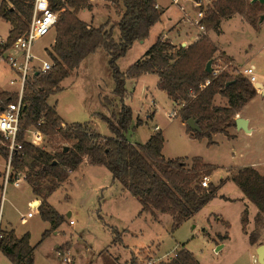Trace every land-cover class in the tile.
<instances>
[{"label":"trees","instance_id":"16d2710c","mask_svg":"<svg viewBox=\"0 0 264 264\" xmlns=\"http://www.w3.org/2000/svg\"><path fill=\"white\" fill-rule=\"evenodd\" d=\"M49 1L55 10L65 8L58 16L55 43L48 51L55 66L49 71L35 73L26 82L17 137L22 148L14 152L12 159L16 172L28 168L24 172L25 180L33 192L42 197L38 206L41 217L53 224L50 230L44 232L43 239L65 221V216L50 204L49 196L85 158L90 164L104 165L111 171L114 179L139 200L142 205L140 214L148 212L156 218L158 213L170 214L172 228L177 229L218 195L219 186L210 183L204 187L199 181L202 175H211L216 166L205 163L202 157L192 158L189 167L186 158L166 159L163 154L165 139L160 129L146 143H132L125 135L133 121V109L124 102L127 79L145 73L157 74L158 87L175 102L174 109L177 108L181 120L186 123L194 118L199 124L200 131L197 132L186 124L187 132L197 139L207 138L210 144L214 142L215 133L223 132L231 137L228 128L236 126L237 114L258 94L257 88L243 75L218 72L213 66L211 72L206 70L208 61L213 60L218 51L217 45L206 34L200 35L188 46L179 47L159 38L144 57L122 71L118 61L135 41L147 39L151 28L161 19L157 0H108L122 8L118 23L119 41L114 38V27L107 29L109 21L96 27L79 17L82 9H92L88 0ZM34 2L1 1L0 17L11 24L4 48L11 47L27 31ZM262 13L264 5L259 1L213 0L200 25L219 32L223 18L240 14L256 27ZM99 48L105 49L109 55V67L115 81L113 98H104V105L112 109V117L101 113L112 132L109 136L102 135L87 122L65 123L56 108L48 103L49 96L60 90V83L70 72ZM217 96L226 98L227 104H216ZM17 98V93L0 92L1 106ZM118 101L120 109L116 111L114 107L118 106ZM41 120L43 122L39 128L43 133L55 141L60 139L67 143L50 151L28 141L27 130L37 126ZM141 124L142 121L138 120L136 125ZM0 154L8 158L9 148L0 145ZM231 180L258 207L255 217L257 228L249 232L250 241L256 243L260 228L264 226V174L253 166H243L231 175ZM249 221V210L246 208L242 214V225L246 232ZM226 224L229 227L230 224ZM119 234L115 235L114 242L121 238ZM220 238L227 239L228 233L220 235ZM34 250L28 232L18 237L13 230H0V251L13 264H34ZM119 264L139 263L133 256ZM159 264L201 262L183 244L175 250L173 257Z\"/></svg>","mask_w":264,"mask_h":264},{"label":"rangeland","instance_id":"374dc122","mask_svg":"<svg viewBox=\"0 0 264 264\" xmlns=\"http://www.w3.org/2000/svg\"><path fill=\"white\" fill-rule=\"evenodd\" d=\"M88 1L93 10L86 8L84 12H79L80 18L88 22L93 21L95 26L109 20L110 27H114V38L119 41L118 23L122 8L112 5L108 0ZM159 1L169 6L163 19L165 24L159 22L150 31L144 43L135 41L127 54L118 61L122 71L138 61L145 50L155 42L159 32L167 28L168 16L175 19L180 15L179 5L171 3V0ZM184 1L181 0L179 4ZM188 1V8L195 10L197 19L200 9L207 10L213 2L200 0L202 5L198 6L195 0ZM63 10L65 8L60 9L59 14ZM9 27L10 24L0 17V38L7 37ZM220 31L222 32L218 33L215 29L202 30L212 41L220 42L222 48L233 55L234 59L225 52H216L212 61L213 68L218 72L228 71L244 76L242 70L253 65L258 82L264 83V23L257 28L235 16L225 19ZM55 34L56 27L33 45L34 53L40 59L51 60L54 66L55 62L48 51L52 49ZM15 79L17 81L12 84L11 80ZM157 81L158 76L154 73L144 74L137 80L127 79L128 94L124 102L133 109V121L125 135L131 142L146 143L155 125L159 124L165 137L164 153L167 157L186 158L188 167L192 165L191 160L194 157H202L209 164L217 165L211 175L204 174L200 177V183L204 176H209L210 183H219L222 177H226L228 169L239 166L256 164V167L264 172V127L260 131L243 133L235 138L218 132L213 135L214 142L211 144L207 138H194L178 117H169L175 106L167 93L158 87ZM114 87L109 55L105 49L99 48L70 72L60 83V90L49 96L48 103L67 121L92 123L99 133L109 136L112 132L102 119L101 113L112 117V109L104 105V98H113ZM19 88L17 74L8 63L0 62V92L17 93ZM215 103L226 105L227 99L217 96ZM115 109H120V101ZM247 112L258 116L259 121L264 123V103L260 102V99L250 102ZM139 115L144 122L135 128L133 124ZM150 115L153 116L149 117ZM230 131H233L232 128L228 132ZM45 136L44 147L49 150L60 148L59 145L67 143L60 139L55 141L50 135ZM7 144V141L0 139V145L8 147ZM6 160L7 158L0 154V170L5 169ZM83 168L82 165L80 171L73 174L71 184L61 185L49 197V202L65 215L66 220L59 228L58 234L52 231L44 239L43 234L50 224L30 205V200L35 197L30 185L25 180H22L19 187L9 183L4 199L0 186L3 227L11 225L20 235L26 231L30 232L31 244L36 247L34 264H61L62 257L58 256L57 249L69 251V243L59 247L66 241L71 242V254L75 258L73 264H119L133 257L132 250L138 252L139 264H159L173 257L175 250L183 244L194 253L201 264H261L257 259L254 261L258 253L248 251L249 242L243 235L241 223L244 204L235 200L242 191L233 181L222 185L218 195L203 207L193 220L185 221L173 230L170 214L158 213V219L154 220L151 213L139 215L141 203L136 197L120 198L118 185L113 183V175L106 166H92L88 171H82ZM3 176L4 173L1 185ZM28 212L35 213V216L28 217L27 221L23 222L21 218ZM219 217L220 220L224 218L229 221V227L224 226V221L215 224L214 221ZM71 219L74 224L69 223ZM117 231L122 235V242H114ZM218 231H226L231 237L222 249H219L222 243L216 234ZM0 264L13 263L0 251Z\"/></svg>","mask_w":264,"mask_h":264},{"label":"built area","instance_id":"2783aa9c","mask_svg":"<svg viewBox=\"0 0 264 264\" xmlns=\"http://www.w3.org/2000/svg\"><path fill=\"white\" fill-rule=\"evenodd\" d=\"M181 0H173V2L179 4ZM195 4L201 6L200 0H195ZM206 10L200 9L198 12L199 18L205 16ZM59 16V10H55L49 0H35L32 17L28 23L27 31L17 38L15 43L9 47L4 48L7 39L0 38V62H6L17 74L20 81V88L17 90L18 98L14 101H9L0 109V139L8 142L9 154L7 158V164L3 176V190L2 198L4 199L6 189L9 183H13L14 186L19 187L21 181L25 178V174L22 171H15L12 166L13 154L15 151L22 148L17 140L19 132L20 117L23 109V95L26 82L35 74L49 71L53 68L54 64L51 60L40 59L33 51L34 43L52 32L57 24ZM200 20L197 21L200 24ZM201 27H203L201 25ZM204 28V27H203ZM244 76L255 85L258 80L255 74V67L253 65L247 66L242 70ZM17 80H11L14 84ZM177 115V110L173 109L169 113V117ZM43 122L41 120L37 126L29 128L26 132L30 136L28 141L36 146L44 147L46 141L45 133L41 131L39 125ZM65 127L66 124H63ZM202 186L208 187L210 184L209 176H204L202 180ZM2 213V204H0V219ZM33 212H29L27 215L22 216V221L25 222L28 217H31ZM74 220H70V224H73ZM58 255L62 257L61 264H72L73 259L70 252L66 249H59ZM25 264V263H22Z\"/></svg>","mask_w":264,"mask_h":264},{"label":"crops","instance_id":"0c3cea01","mask_svg":"<svg viewBox=\"0 0 264 264\" xmlns=\"http://www.w3.org/2000/svg\"><path fill=\"white\" fill-rule=\"evenodd\" d=\"M188 0H185L184 2H183V4L181 3V4H177V3H175V2H173V0H171V3H175V4H177V5H179V7H180V15H178V17L177 18H172L171 16H168L167 17V20H168V22H167V24L166 25H168L167 26V28L166 29H162V31L161 32H159V34H158V36H157V38H156V40H155V42L159 39V38H161V39H163V40H168V41H170L173 45H175V46H177V47H179L180 45H183L184 44V46H188V45H190L191 43H193V42H195L198 38H199V36L200 35H202V34H206V32H202V30H204V28L203 27H201V25L200 24H198V23H196L198 20H200V18L199 19H197V14L195 13V10L194 9H191V8H188ZM157 6H158V9L161 11V19H160V21L159 22H162V24H165V22L163 21V19H164V15H165V13L167 14V11H168V5L166 6L165 4H162L159 0H157ZM85 9L86 8H84V9H82L81 11H80V13L81 12H84L85 11ZM91 10V9H90ZM93 10V9H92ZM80 13H79V17H80ZM263 14V13H262ZM235 16H239L240 17V19L242 20V21H244V22H246V23H249L248 21H246L240 14H235V15H233V16H231V17H228V18H232V17H235ZM120 17V16H119ZM2 18V17H1ZM2 19H4V18H2ZM109 19V18H108ZM120 19V18H119ZM225 19H227V18H223L222 19V21H221V25H222V23H223V21L225 20ZM5 20V19H4ZM83 20V19H82ZM7 21V20H6ZM85 22H87V23H89V24H91L92 26H95L94 24H93V21L92 22H88V21H86V20H84ZM109 20H107L106 22H104V23H107ZM8 22V21H7ZM158 22V23H159ZM9 24H10V22H8ZM103 23V24H104ZM157 23V24H158ZM264 23V20H262L261 21V16H260V19H259V22H258V25L256 26L257 28L258 27H260L262 24ZM157 24H155L152 28H151V30L153 29V28H155V26L157 25ZM250 24V23H249ZM102 25V24H101ZM251 25V24H250ZM253 26V25H252ZM96 27H98V26H96ZM112 27V26H111ZM110 27V24H109V22H108V25H107V29H109V28H111ZM255 27V26H254ZM10 29H11V24H10V27H9V32H10ZM211 30H213V29H211ZM114 31V30H113ZM219 32H222V31H219ZM218 32V33H219ZM114 33V32H113ZM207 34H208V32H207ZM9 35V34H8ZM8 35H7V37H8ZM186 36V37H185ZM7 37L6 38H3V39H7ZM175 37H176V39H175ZM190 37V38H189ZM120 38V37H119ZM55 39H56V34H55V36H54V42H53V44L55 43ZM190 39V40H189ZM140 41V43L142 44V43H144L145 41H146V39L145 40H139ZM214 41V40H213ZM154 42V43H155ZM215 42V41H214ZM135 43V42H134ZM153 43V44H154ZM152 44V45H153ZM215 44L217 45V47H218V53H221V52H225V54L226 55H228L229 57H232V59H234V57H233V55H231V54H228V52L227 51H225L223 48H222V44L220 43V42H218V43H216L215 42ZM151 45V46H152ZM150 46V47H151ZM149 47V48H150ZM148 48V49H149ZM148 49H146L145 50V52L142 54V56H141V58L142 57H144L145 55H146V52L148 51ZM214 60V59H213ZM212 60V61H213ZM234 62V61H233ZM255 67V66H254ZM145 74H147V73H145ZM155 74V73H154ZM142 75H144V74H142ZM142 75H140L139 77H137V78H133V79H135V80H137V79H139ZM157 75V74H156ZM158 76V75H157ZM129 79V78H128ZM131 79V78H130ZM158 80H159V76H158ZM157 83H158V81H157ZM257 83H261L263 86H264V83H262V82H257ZM256 83V84H257ZM166 92V91H165ZM126 94H128V92L126 93ZM168 95V94H167ZM169 97V96H168ZM170 99V98H169ZM256 99H260V102H262V103H264V95H262V90H260V89H258V94L253 98V99H251L246 105H245V107L243 108V110L239 113V114H237V116H236V119L238 118V117H243V118H245L246 120H247V128H248V130H244V129H242V128H240L239 126H237V124H236V126H233V127H231L232 128V130L233 131H230V135H231V137L230 138H235V137H237L238 135H240V134H252V133H254L255 131H260L261 129H262V127H264V123H261L260 121H259V119L257 118L258 116H256V115H254V114H252V113H248L247 112V105L250 103V102H252L253 100H256ZM171 100V99H170ZM171 102H172V104H173V106H175V102L173 101V100H171ZM2 107V106H1ZM0 107V108H1ZM59 113V112H58ZM60 114V113H59ZM62 118H63V120L65 121V123H74V122H69V121H67L62 115H60ZM153 115H150L149 117H152ZM175 117H178L180 120H181V118L178 116V115H176ZM138 120H141L142 121V123L144 122V119L143 118H141V116L139 115L138 116V118H137V121L133 124L134 125V127L136 128V126H138V125H136L137 124V122H138ZM181 122H183L182 120H181ZM184 123V122H183ZM89 124H91L93 127H94V129L96 130V128H95V126L92 124V123H89ZM185 124V127H186V123H184ZM231 128H229L228 129V131L231 129ZM157 129H160V130H162V128H160V126H159V124H156L155 125V127H154V130H153V132L150 134V136H149V138L151 137V135L157 130ZM97 131V130H96ZM163 132V131H162ZM106 136V135H105ZM27 138L28 139H30V137H29V135L27 134ZM149 138H148V140H149ZM164 139H165V137H164ZM147 140V141H148ZM133 143V142H132ZM135 143H139V142H135ZM164 145H165V143H164ZM57 148V147H56ZM49 150V149H48ZM51 150H56V149H50V151ZM163 154H164V156H165V158L166 159H174V158H169V157H167L166 155H165V153H164V148H163ZM178 158V157H177ZM204 160V159H203ZM204 162L205 163H208V162H206L205 160H204ZM82 165L84 166V168L82 169V171L84 170V169H86L87 171L88 170H90V167H92V166H100V165H93V164H90L89 162H88V159L87 158H85L84 159V161L75 169V170H73L71 173H70V176L68 177V179L67 180H65L63 183H61V185H65V184H71L72 183V181H73V174H75L77 171H80V169H81V167H82ZM216 167H217V165H215ZM245 166H253V167H255L257 170H259L258 169V167H256L257 165L256 164H252V165H245ZM241 167H243V166H239V167H237V168H235V169H228L229 170V172L227 173V175H226V177H222L221 178V181L223 180V182H219V183H214L216 186H219V189H220V187L222 186V185H224V184H226V183H228V182H230V181H232L231 180V175L233 174V173H235L239 168H241ZM6 168V167H5ZM28 170V168L26 167V168H24L23 169V171L22 172H26ZM4 171H5V169H3V170H0V186L2 187V190H3V184L1 185V181H2V174L4 173ZM81 171V172H82ZM259 172L261 173V174H264V172H261L260 170H259ZM113 179H114V177H113ZM23 180H25V178L23 179ZM26 181V180H25ZM22 182V181H21ZM27 182V181H26ZM28 183V182H27ZM113 183L115 184V185H118V187H117V190H118V194H119V197L120 198H124V199H128V198H130V196H132L133 197V195L127 190V189H125L123 186H122V184H120L117 180H113ZM29 184V183H28ZM30 185V184H29ZM60 185V186H61ZM59 186V187H60ZM30 187H31V185H30ZM58 187V188H59ZM31 189H32V191H33V188L31 187ZM219 191V190H218ZM34 193V192H33ZM34 198L32 199V200H30V205L31 206H33V207H35L36 208V213H39L40 214V211H39V209H38V206H39V204H40V202L42 201V197H40V196H38V195H36L35 193H34ZM51 196V195H50ZM49 196V197H50ZM49 199V198H48ZM235 200H239L241 203H243L244 205H243V208H242V213L244 212V210L247 208L248 210H249V218H250V221H249V224H248V226H247V232L243 229V225H242V229H243V235L248 239V242H249V245H248V251L249 252H257L258 253V256L257 257H254V261H256V259L257 260H259V247L261 246V245H264V226L263 227H261V229H260V238H258V241L256 242V243H252L251 241H250V239H249V232H251V231H254L256 228H257V224H256V220H255V217H256V214L258 213V207L253 203V202H251L248 198H246L245 196H244V194H243V192H242V194L241 195H239L238 197H236L235 198ZM35 202H38V204H36L35 205ZM51 204V203H50ZM141 209H142V205H141ZM141 211V210H140ZM60 212V211H59ZM29 213V212H28ZM61 213V212H60ZM63 214V213H62ZM143 214H147L146 212H143L142 214H140V212H139V215H143ZM197 214V213H196ZM195 214V215H196ZM41 215V214H40ZM64 215V214H63ZM152 215V214H151ZM158 215V214H157ZM195 215H193L191 218H189V219H187L186 221H190V220H193L194 219V217H195ZM1 216H2V213H1ZM35 216V213H33V215L31 216V217H29V218H32V217H34ZM65 216V215H64ZM71 216V212H69L68 213V217H70ZM155 219L154 220H156V219H158V216H157V218L154 216V215H152ZM28 219V218H27ZM221 218L219 217L218 218V220L217 221H214L215 222V224H217V222H219V221H224V226L225 227H228L227 226V224H226V222H228L229 223V221H226L224 218H222V220H220ZM65 220H66V217H65ZM72 220V219H71ZM27 221V220H26ZM25 221V222H26ZM49 224H50V227L47 229V230H50L51 228H52V226H53V224L51 223V222H49V221H47ZM64 223V222H63ZM69 223H70V221H69ZM223 223V222H222ZM241 223H242V216H241ZM74 224V223H73ZM62 225V224H61ZM61 225L60 226H57L56 228H54L53 230H51V232L52 231H54V232H56V234H58V230H59V228L61 227ZM211 226H213L212 225V223H211ZM0 230H8V231H10V230H13L14 232H15V234L18 236V237H22L25 233H29L30 234V232L29 231H26V232H23V234H18V232H17V230L15 229V228H13L11 225H7V226H5V227H3V223H2V219H0ZM46 230V231H47ZM50 232V233H51ZM118 232V231H117ZM118 233H120V232H118ZM226 233H228V232H222V231H218V232H216V234L218 235V237L220 238V235H225ZM120 235V237L121 238H119V241L118 242H122L123 241V239H122V235H121V233L119 234ZM230 235L228 234V238L227 239H225V240H222L221 238H220V242L222 243V246L219 248V249H222V248H224L225 246H226V243L230 240ZM42 241V240H41ZM64 243H69L68 244V247H69V251H70V255H71V257H72V259H73V263H75V258L72 256V254H71V249H72V247H71V242L70 241H66V242H63L61 245H59V247L60 246H62V245H64ZM30 244H31V241H30ZM32 245V244H31ZM33 246V245H32ZM34 247V246H33ZM36 248V247H35ZM252 248H254V249H252ZM57 254H58V249H57ZM132 254H133V256L134 257H136V258H138V252H135L134 250H132ZM34 255H35V250H34ZM254 254H252V256H253ZM59 256V255H58ZM60 257V256H59ZM34 261H35V256H34ZM61 263H62V260H61ZM72 263V264H73Z\"/></svg>","mask_w":264,"mask_h":264},{"label":"water","instance_id":"95a60500","mask_svg":"<svg viewBox=\"0 0 264 264\" xmlns=\"http://www.w3.org/2000/svg\"><path fill=\"white\" fill-rule=\"evenodd\" d=\"M253 2L255 1H259L260 3H262L264 5V0H252ZM264 20V13L261 15V21ZM184 46V44H183ZM206 70L208 72H211L212 71V60L208 61L207 63V67H206ZM255 87L257 89H260L262 90V95H264V86L261 84V83H257L255 84ZM236 122H237V126H239L240 128L244 129V130H248L247 128V120L243 117H238L236 119ZM187 125H189V127L193 130V131H200V126L199 124L196 122V120L194 118H190L187 120L186 122ZM67 149V147H66ZM259 261L261 264H264V245H261L259 247Z\"/></svg>","mask_w":264,"mask_h":264},{"label":"bare ground","instance_id":"6f19581e","mask_svg":"<svg viewBox=\"0 0 264 264\" xmlns=\"http://www.w3.org/2000/svg\"><path fill=\"white\" fill-rule=\"evenodd\" d=\"M38 202H35V205L37 204Z\"/></svg>","mask_w":264,"mask_h":264}]
</instances>
